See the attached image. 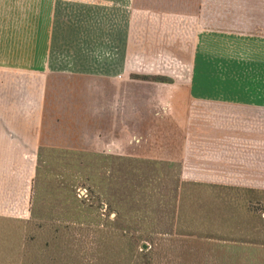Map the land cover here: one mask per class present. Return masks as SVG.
<instances>
[{"label":"crops","instance_id":"obj_1","mask_svg":"<svg viewBox=\"0 0 264 264\" xmlns=\"http://www.w3.org/2000/svg\"><path fill=\"white\" fill-rule=\"evenodd\" d=\"M101 4L112 7L114 20L178 22L184 36H220L228 60L220 67L214 60L201 62L196 44L192 48L185 44L187 52H193L188 62L170 67L163 54L166 43L157 39L156 55L142 52L135 60L127 59L118 72L107 49L99 48L96 60L94 56L77 60L68 54V44L54 40L51 28L39 23L38 29L30 16L24 27L13 29L8 43L0 35L2 221L22 220L27 214L22 208L21 178L33 175L36 162L24 151L37 158L45 132L53 140L79 138L95 150H107L109 143L101 137L113 136L124 151L140 148L149 157L180 163L181 176H264V0H103ZM129 4L133 8L127 9ZM199 21L206 28L198 29ZM133 72L172 81L148 86L133 79ZM7 93L15 94L9 109ZM45 98L52 108L49 130L40 123ZM73 101L83 104L71 108V115L68 106ZM54 104L61 105L60 122ZM133 104L140 107L135 112Z\"/></svg>","mask_w":264,"mask_h":264},{"label":"rangeland","instance_id":"obj_2","mask_svg":"<svg viewBox=\"0 0 264 264\" xmlns=\"http://www.w3.org/2000/svg\"><path fill=\"white\" fill-rule=\"evenodd\" d=\"M101 3H103V0H0V14H4L0 17V35H3L8 43L13 29L18 26L24 27L30 16L31 19L35 18L38 22V29H40L39 23L51 28L54 40L59 41V45L68 44L70 46L68 54L73 58L75 55L77 60L78 57H81L82 60L86 61L85 57L93 56L96 60L99 48L107 49V55L112 56L110 61L116 63L115 67L118 72L121 71L120 69L123 70L124 62L127 59L128 61L132 58L135 60L138 55L143 53L156 55L157 39L166 43L165 45L161 44L160 47L164 46L165 52L163 54L169 58L168 61L166 58L165 64L170 67L188 62V56L193 52H187V47H184L185 44L187 46L188 44L191 45V48L196 44L197 57L201 62L214 60L217 61L216 65L220 67L226 64L228 60V55L221 50L222 38L220 36H184L183 30L178 31L179 28H182V25L179 26L178 22H157L148 19L114 20V15L110 14L112 7L110 8V6ZM121 7L125 9V6ZM131 8L133 7L129 4L127 9ZM160 27H162L161 30ZM196 27L198 29L206 28L204 22L201 21L196 23ZM159 31L164 35H168L158 37L157 33ZM174 33H180V35ZM177 41H181L183 45L175 48L173 43ZM82 66L83 64L80 65V67ZM133 73V79H142L146 81L144 84L148 86L172 81L171 78L163 75L143 76ZM13 96L15 94L7 93L6 109L14 106L11 105ZM46 99H44V114L40 123L46 125L47 130H49L50 127L47 123L52 120L49 116L52 108L50 107L51 102ZM82 104L83 102H69V113L74 115L71 108H80ZM103 108L106 110V107ZM54 109H57L58 113L55 118H58L57 121L60 122L62 119L59 115L61 105L55 106L54 104ZM21 119L23 121L24 118ZM33 119L37 122L35 117ZM0 120H3V118H0ZM49 136L45 132L42 145L37 150V158H34L30 152L24 151L31 161L36 162V165L33 164L36 169L34 170V166H31L34 170L33 175L22 176L21 178L22 208H27V214H22V220H29L31 233L38 238V241H41L40 239H43V237L40 238L38 235L50 223L45 219L37 218L35 212L60 213L63 210H73L78 214L80 211L81 213L78 215L82 222L70 225L67 228V233L74 240L75 245L77 243L76 250H78L80 256H83V264H96L94 258L97 255L98 236L100 234L96 230L94 222L98 218L102 222H105L106 219L110 221L116 215L115 210L107 212V215L103 217L100 215L99 206L102 203H100L97 196L103 190L99 183L100 181L104 182L101 176H119L116 170L120 169L121 166L131 164L120 160L121 157L162 159L149 157L140 148L137 151L131 149L124 151L123 145L116 144L122 154H111L105 150H95L87 147L79 138L69 142L65 136L54 140L50 139ZM81 151L94 154L96 155L95 158L100 159L102 156H111L113 169L105 172L100 168L95 170L97 167L93 168L94 170L92 168L86 170L81 168V174L76 176L79 168L75 163L78 161L82 163L80 167H83L84 160L87 161L91 158L89 157L91 155H84L82 160L78 158L77 152ZM132 165H137L135 166L136 170L144 174L145 170L147 172L150 170L155 171L156 176L159 170V166L153 164L134 162ZM136 170L137 176H143L138 175ZM85 174L93 176V181H88V183L91 186V183H93L95 187L90 188L87 185L86 187L81 186L79 189L73 188L74 192L77 193L76 200L67 198L64 187L69 183L80 186L83 182L81 178L85 179ZM181 178L190 184L182 194L178 223L181 227L194 232V234L189 236H153L152 240L144 243L148 247L149 258L147 261L144 258L143 263L264 264V176H181ZM143 180L144 177L135 178L132 185H136ZM164 182L165 180L162 179L152 182L157 187L158 185L162 186V189L157 188L158 193L165 189ZM195 183L201 185L197 186ZM118 190V186H112L111 188L112 193L118 192ZM109 192H107V196L110 195ZM25 193H28L27 197H24ZM101 193L106 195L105 192L101 191ZM82 200L81 207H78V202H82ZM106 207L107 205L104 203L101 205L103 211L106 210ZM165 208L162 204L161 209L166 210ZM160 212L164 211L160 210ZM15 220L18 222L17 219ZM167 221L168 219L163 213L158 214L156 219L148 218L146 220L147 223H153V225L159 227L166 226ZM61 222H63V225L60 226L66 225V221ZM90 222L92 223L90 224ZM6 229L8 227H5L3 221L0 220L1 233ZM51 231H54L53 228ZM44 238L48 241L46 236ZM124 257L120 256V264H125Z\"/></svg>","mask_w":264,"mask_h":264},{"label":"trees","instance_id":"obj_3","mask_svg":"<svg viewBox=\"0 0 264 264\" xmlns=\"http://www.w3.org/2000/svg\"><path fill=\"white\" fill-rule=\"evenodd\" d=\"M77 153L78 158L81 160L84 158V155H91L89 156L91 158L87 161L84 160L83 167H80L82 163L78 161L75 163L77 168H79L76 176L81 174V168L86 170L97 167L95 170L100 168V170H105V172L113 169L114 165L112 160H110L111 156H102L100 159L95 158L96 155L84 153V151ZM119 159L131 164L119 167L120 169L116 170L119 176H101L104 182H99L103 189L101 191L105 192L106 195L100 191L97 198L100 203L107 205L106 210L103 211L101 209L102 204H100V215L103 217L111 210H115L116 215L110 221L106 219L105 222H102L98 218L94 222L96 230L100 234L98 236L97 255L94 254L96 255L94 260H96V264H120V256H125V264H145V262L143 263L144 258L147 261L149 253L147 252L148 247L144 248L143 244L146 241L152 240L153 236H189L194 234V232L181 227L178 223V220H180L182 194L190 183L181 178L180 163L129 156ZM134 162L159 166L157 175L155 176V171L148 170L147 172L145 170V174L137 171L135 168L137 165H132ZM135 170L138 175L143 176H137ZM138 177H144V180L136 185H132V181ZM93 179V176L87 174L85 179L81 178L83 182H81L80 186L69 183L64 187L67 198L76 200L77 193L74 192V189H79L81 186L86 187L88 185L90 188L95 187L93 183H91L92 186L88 183V181H93ZM157 179L165 180L163 184L165 189L160 191L161 193H158L157 188L162 189V186L158 185L157 187L152 183ZM195 185L200 186L201 184L195 183ZM112 186H118L119 193H112ZM107 192L110 195L107 196ZM82 203L83 200L82 202H78L77 206L81 207ZM129 204L130 207L128 208ZM162 204L166 207V210L161 209ZM160 210L164 212H160ZM158 211L163 213L168 219L164 227L146 222L148 218L156 219V216L160 214ZM35 213L37 214V218L45 219L50 223L38 235L40 238L43 237V239H40L41 241H38V238L34 237V234L31 233L28 224L29 220H18L17 222L16 220L5 219L3 221L4 226L8 227V229L2 233L0 231V264H83L84 258L76 250L77 243L75 245L74 240L67 233V228L70 225L82 222V219L78 215L81 212L79 211L76 214L77 212L73 210H63L60 213H47L45 211ZM35 213L34 215H36ZM61 221H66V225L60 226L63 225ZM52 228L54 231H51ZM44 236L47 237L48 241L45 240Z\"/></svg>","mask_w":264,"mask_h":264},{"label":"water","instance_id":"obj_4","mask_svg":"<svg viewBox=\"0 0 264 264\" xmlns=\"http://www.w3.org/2000/svg\"><path fill=\"white\" fill-rule=\"evenodd\" d=\"M118 106V105H117ZM140 107L137 104H133V112H135L137 109H139ZM115 109L117 111H120V109H118V107H115ZM102 141L105 139L108 141L109 143V148L107 150H105L106 152H109L111 154H121L122 151L120 150V148L118 146H116L117 141L116 139L112 136V137H108V136H102L101 137ZM100 141V142H102ZM101 144V143H99ZM115 216V215H114ZM143 246L146 248L147 245L143 244Z\"/></svg>","mask_w":264,"mask_h":264}]
</instances>
